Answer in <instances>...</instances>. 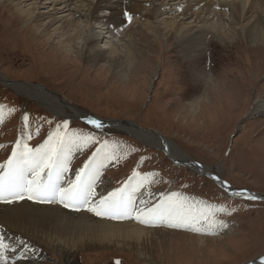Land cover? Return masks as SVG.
I'll list each match as a JSON object with an SVG mask.
<instances>
[{"label":"rangeland","instance_id":"1","mask_svg":"<svg viewBox=\"0 0 264 264\" xmlns=\"http://www.w3.org/2000/svg\"><path fill=\"white\" fill-rule=\"evenodd\" d=\"M162 1L149 2L146 9L160 10L163 4L172 7L182 4L184 0ZM14 2H0V72L6 80L41 84L84 112L85 117L94 114L103 119L129 120L140 127L152 129L173 142L190 160L211 169L217 166L220 176L238 191L264 193V112L253 110L259 101H264V46L250 50L251 44L245 40H240L239 44L232 41L225 43L213 35L209 36L203 50L190 56L187 49L189 44H184L181 37H155L140 27L139 22H132L131 19L130 23L126 21L124 34L120 33L123 30L121 27L119 33H113L115 36L112 38V33L109 38L104 37L108 36L107 33L102 34L99 42L100 47H104L108 41L120 46V42L126 43L128 37L135 47L139 61L122 81L108 68L91 67L85 55L82 56L83 42L88 39V26L82 11L74 15L81 24L82 40L77 45L80 54L67 53L59 46L54 29L60 26V19L66 16L70 18L74 1L49 0V3L38 4L37 10L44 12L38 17L40 26L48 25L50 34L56 37L49 42L33 34L24 20L15 15L20 6L31 8L28 4L30 1L18 6H14ZM56 9L57 12L54 11ZM179 13L174 10L168 18L194 25L191 19L181 20ZM227 14L223 12V22L218 23L219 26L227 28ZM164 16L157 14L154 25L160 28ZM202 17L210 18L206 15ZM92 25V28L99 26L98 23ZM118 37L120 41L116 42ZM206 74H210L209 77L213 74L214 85L211 84L213 80L205 83ZM22 96L0 83V104L6 106L4 123L0 125V145H4L0 148V163L6 162L15 147L14 142L22 133L30 132L32 138L27 143L36 147L47 138L55 123L67 120L72 129L85 133L95 131L101 139L118 141L121 146V150H118L121 159L104 170L103 184L99 185L98 192L120 187L133 170L142 175L156 172L163 182L149 186L148 190L153 195L148 201L152 204L159 202L161 193L171 191L180 192L192 200L224 204L232 209L230 215L215 217L229 224L230 230L226 232L213 234L159 224L146 225L147 229L168 230L174 234L156 232L153 236L156 239L144 247L147 254L141 259H135L137 249L131 247V251L111 248L87 251L77 255V261H71L72 257H64L52 247L29 239L28 244L35 245L41 253L34 263L243 264L264 254V201L228 197L207 177L194 173L190 167L174 165L160 149L148 146L128 131L104 127L101 134L82 119L71 116L69 120L52 115L45 109L43 101ZM198 96L201 101L198 102L199 108L191 114L187 104ZM8 108H14L15 112L9 114ZM24 115L29 118L27 122L22 119ZM94 150L95 145L82 154L74 153L70 169L81 167ZM81 211L96 219L94 212ZM188 234L228 240L224 239L222 243L208 242L200 248L194 244V236ZM0 235L4 236L2 231ZM4 237L6 240L7 236Z\"/></svg>","mask_w":264,"mask_h":264},{"label":"bare ground","instance_id":"2","mask_svg":"<svg viewBox=\"0 0 264 264\" xmlns=\"http://www.w3.org/2000/svg\"><path fill=\"white\" fill-rule=\"evenodd\" d=\"M10 1L12 0H0L1 3H10ZM14 1V6L22 5V3L30 1L28 4L31 5V8L20 6L16 10L15 15L24 20L33 34L40 35L45 41L49 42L54 40L56 38L55 36H57L59 38V40L57 39L59 46L67 53H79L77 45L79 41L81 42L82 40L80 38L81 24L74 15L82 11L88 26V39L83 42L82 56L85 55L84 58L91 67L108 68L112 70L115 77H118V80L120 79L122 81L127 78L129 71L138 60L136 59L137 54H135V47L130 43V39L127 37L126 43L120 42V46L112 41L105 42L104 47L99 46L100 39L103 37L102 34L107 33L108 36L104 37L109 38L112 33V38L115 36L113 33L117 31L119 33L121 27L123 30L120 33H123L127 19L121 15L122 11L129 12L132 16V22H139L140 27L146 30L150 35L155 37L161 36L167 39L171 37L174 38L173 35L181 37L184 44H189L187 49L190 56L191 54L193 56V54L197 53L200 49L203 50L207 40L213 35L225 43L232 41L239 44L240 40H245L246 43L251 44L250 50L264 46V0H184L182 4L178 2V4L173 3L175 5L172 7L163 4L160 10H157L159 8L154 10L146 9L149 2L155 0H72L74 1V6L72 12H70L71 16H69L70 18L66 16L59 20L61 24L54 29L55 36L50 34L48 25H44L42 28L38 21V17L42 16L44 13L37 10L38 4L49 3V0ZM60 6L63 7L62 5ZM150 6H152V4ZM174 10L180 12L179 15L181 16V20L191 19L194 25L186 24L184 21L177 22L174 19L168 18ZM36 11L38 12L36 13ZM54 11L57 12V9ZM223 12L225 15L226 12H228L227 28H225V26L221 27L218 24L223 22ZM157 14H165L162 18L163 22L160 28L154 25L153 22ZM202 15H206L210 18L205 17L206 19H204ZM52 20L53 19H51V21ZM128 22L129 21H127V23ZM95 23H98L99 26L92 28V24ZM160 23L161 22L158 24ZM201 23L202 25H199ZM95 28H99L101 31H96ZM105 29L106 31H104ZM119 35L120 34H118V36ZM118 38V40H115L116 42L120 41V37ZM209 75L206 74L205 79L204 77L203 79L206 81V84L213 80L211 84L214 85L215 78L213 74L210 77ZM0 83L8 88L12 87L13 90L22 94L26 99L37 98V100L43 101L46 108H48L52 114L65 117L84 116L83 118H85L86 116L84 112L77 109L74 105L61 100L58 96L52 95V93H48L42 87L7 84L1 72ZM199 99L200 97L198 96L187 104L191 114H194L198 110ZM253 110L264 112V101H259L254 106ZM115 123L121 125H115ZM110 124H112L110 127L118 128L120 131H128L131 135L148 144V146L161 149L164 148L173 159L191 161L179 147L167 140L166 137L158 134V132L142 131V129L134 124L119 122H112ZM104 127L106 128L108 125L104 124ZM3 163L5 162H1L0 164ZM190 169H193L194 173L199 172V169L196 167H190ZM203 170L207 173L214 172L212 169L205 166H203ZM73 172L74 170H71L69 176H72ZM107 192L100 191V193L104 194ZM150 197L151 196H147L143 190L137 193L138 200H148ZM2 204L3 205L0 206V231L3 232L4 236H7L5 242L16 244L17 238H19L24 240L28 245L26 252L23 246H18L16 254L8 256L12 261L10 260L9 262L7 257V264H36L33 261H37L41 253L35 245L28 244L29 239L43 243V245L45 244L47 247H52L54 251L64 257H72L70 259L71 261H77V255H83V253L87 251L91 252L96 249L101 251L110 248L115 251L118 249L131 251V247H136L137 249L135 259L136 257L141 259L147 254L144 251V247L151 243L153 239H156L153 237L156 232L174 234V232L168 230L147 229L145 226L148 224H141L135 218L110 219L108 217L96 215L95 219L89 216L85 211L65 208L61 206L59 202L48 204L38 203L34 200H23L15 201L12 205L10 203ZM66 209H68V211H66ZM225 224L227 225L225 228L216 227L211 229L207 224H204L200 226L199 232L218 233L229 231V224ZM185 229L192 230L190 227ZM188 235L191 237L194 236ZM224 239L227 238L217 236H194V241L196 242L194 244L202 248L208 242L222 243V241H225ZM21 252H25L23 257L20 255Z\"/></svg>","mask_w":264,"mask_h":264},{"label":"snow or ice","instance_id":"3","mask_svg":"<svg viewBox=\"0 0 264 264\" xmlns=\"http://www.w3.org/2000/svg\"><path fill=\"white\" fill-rule=\"evenodd\" d=\"M121 15L129 22L132 19L127 11H122ZM5 107L0 104V125L4 123ZM8 112L11 114L15 109L8 108ZM22 119L27 122L29 118L24 115ZM87 123L101 134L104 132L101 120L89 118ZM31 138L30 132L22 133L14 142L11 155L5 163L0 164V202L13 203L25 199L38 203L59 202L65 208L71 207L77 211L86 209L110 219L135 218L141 224H161L169 228L190 227L193 231H199L204 224L210 229L227 227L223 220L215 219L219 215L232 214V209L224 204L196 201L180 192L171 191L161 193L159 202L155 204L147 199L138 200L137 193L143 190L147 196H152L149 186L163 182V178L156 172L142 175L133 170L120 187L106 194L98 192L104 170L121 159L118 141L101 139L95 131L85 133L72 129L67 120L55 123L47 138L38 146H29L27 140ZM93 145L95 150L91 156L69 176L74 153L82 154ZM3 147L0 145V148ZM233 195L249 200L257 199L247 190L233 192ZM18 246H23L27 251L28 245L24 240L17 238L16 244H10L0 235V264H7L9 250L11 255H15ZM25 252L20 253L21 257Z\"/></svg>","mask_w":264,"mask_h":264},{"label":"water","instance_id":"4","mask_svg":"<svg viewBox=\"0 0 264 264\" xmlns=\"http://www.w3.org/2000/svg\"><path fill=\"white\" fill-rule=\"evenodd\" d=\"M6 80V79H5ZM6 82H7V84H9V83H11V84H27V85H30V86H37V87H42V88H44L48 93H52V95H56V96H58L61 100H63V101H66L65 99H63L61 96H59V94L58 93H56V92H52V91H50V90H48V89H46L45 88V86H43V85H41V84H38V83H32V82H27V81H12V80H6ZM9 89H11V90H13V88L12 87H10ZM14 91V90H13ZM67 102V101H66ZM44 106V105H43ZM45 107V109H47L48 110V112H50L49 111V109L48 108H46V106H44ZM51 113V112H50ZM52 114V113H51ZM87 114V113H86ZM52 115H56V114H52ZM57 116V115H56ZM60 116H62V115H60ZM62 117H64L65 119H69V118H71V117H65V116H62ZM84 117V116H83ZM83 117H77V116H75V118H77V119H86V118H92V119H99V120H101L102 122H104V123H108L109 125H111L110 123H112V122H119V123H124V124H134V125H136V126H138L137 124H135L134 122H132V121H129V120H122V119H103V118H101V117H98V116H96V115H94V114H88V117H85V118H83ZM139 128H142V129H145V130H150V131H154V130H152V129H149V128H144V127H140V126H138ZM158 149H160V150H162L164 153H165V155H166V157L172 162V163H174V164H176V165H179V166H188V167H196V168H198L199 169V172L198 173H200L201 175H204L205 177H207V178H209V179H211L212 181H214L222 190H224L225 192H226V194L229 196V197H232V198H237V199H245V200H249V199H246V198H244V197H241V196H236V195H233V192H239V191H235L231 186H230V184L228 183V182H226V181H224L223 180V178L221 177V176H219L218 175V172H219V170L217 169V167H216V169H212L214 172H212V173H210V172H205L204 170H203V166L204 165H201V164H199V163H196L195 161H179V160H176V159H173L169 154H168V152L163 148V149H161V148H158ZM206 167V166H205ZM219 168L221 167V165L220 166H218ZM216 173V174H215ZM248 192H251L252 194H254L256 197H257V199H255V200H253V201H264V193H260V192H253V191H248ZM262 261H264V254H261V255H258L257 257H255L254 259H252V260H249V261H246V262H244L243 264H262Z\"/></svg>","mask_w":264,"mask_h":264}]
</instances>
